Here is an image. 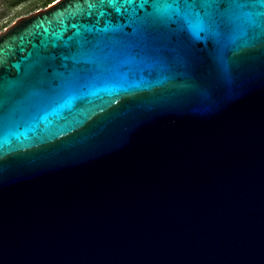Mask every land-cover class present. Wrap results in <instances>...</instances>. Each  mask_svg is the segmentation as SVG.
I'll return each mask as SVG.
<instances>
[{
    "label": "water",
    "instance_id": "obj_1",
    "mask_svg": "<svg viewBox=\"0 0 264 264\" xmlns=\"http://www.w3.org/2000/svg\"><path fill=\"white\" fill-rule=\"evenodd\" d=\"M0 264H264V0L2 29Z\"/></svg>",
    "mask_w": 264,
    "mask_h": 264
},
{
    "label": "rangeland",
    "instance_id": "obj_2",
    "mask_svg": "<svg viewBox=\"0 0 264 264\" xmlns=\"http://www.w3.org/2000/svg\"><path fill=\"white\" fill-rule=\"evenodd\" d=\"M56 0H0V31L19 17L46 8Z\"/></svg>",
    "mask_w": 264,
    "mask_h": 264
},
{
    "label": "snow or ice",
    "instance_id": "obj_3",
    "mask_svg": "<svg viewBox=\"0 0 264 264\" xmlns=\"http://www.w3.org/2000/svg\"><path fill=\"white\" fill-rule=\"evenodd\" d=\"M190 27H193L194 29H199L201 25L199 23L193 24L192 21H188Z\"/></svg>",
    "mask_w": 264,
    "mask_h": 264
}]
</instances>
